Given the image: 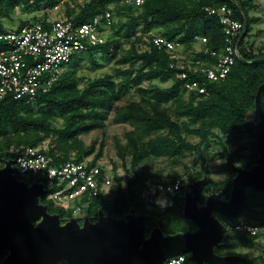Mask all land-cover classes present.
Returning <instances> with one entry per match:
<instances>
[{"label": "trees", "instance_id": "trees-1", "mask_svg": "<svg viewBox=\"0 0 264 264\" xmlns=\"http://www.w3.org/2000/svg\"><path fill=\"white\" fill-rule=\"evenodd\" d=\"M65 3L66 0H0V18L10 17L17 10L29 15L39 14L43 10ZM223 6L233 9L235 19L246 23V33L240 40L239 51L247 63L237 57L232 72L225 81L209 83L207 97H187L183 89L186 81L178 77L180 71L170 69L167 52L147 43L145 36L152 38L151 35H160L170 40L179 38L188 49H192L194 38L200 36L207 38L206 47L220 52L226 47L222 25L217 16L206 12V8L218 9ZM77 7L78 10L66 11V15L76 24L93 22L106 11L112 13L114 24L108 30L109 33L105 32V42L77 55L68 64L59 81L48 93L40 95L35 103L13 98L0 101V163L16 159L17 153L10 152L11 149L39 148L50 141L47 150L40 149L54 163L75 161L98 166L102 151L88 161L95 153V145L86 147L80 136L104 129L115 104L133 90L139 94L140 101H130L118 107L112 119L113 124H129L133 128L126 133L128 142L121 153L124 166L127 155L133 156L132 167L136 169L143 159L152 155L183 157L185 152H194L204 165V143H190L184 136L185 132L200 135L205 139L209 134L214 135L215 129L224 134L243 132V129H246L254 139L253 143H256L255 126L246 120V114L254 108V96L264 84V63L249 62L264 59V46L258 51L255 50L254 44H251L249 49H242L243 40L246 35H250L252 25L261 20L260 17L251 16V13L259 8L256 0H146L142 5H135L127 0H90ZM100 30L104 29L100 27ZM6 31L4 24L0 23V33ZM123 43H128L130 47L118 59L117 64L128 67L118 69L116 75L105 74L94 78L78 75L83 60L88 58L94 69L102 68L104 63L98 56H101V59L116 57ZM0 45H3V42H0ZM193 56L199 57L195 54ZM201 56L203 57V54ZM189 74L190 78L200 84L207 81L200 73L189 71ZM117 78H120V81H117ZM168 78L173 83L165 89L143 85L145 82ZM60 121L61 126H56ZM196 124L201 128L191 129V126ZM217 137L219 138L218 135ZM219 142L222 144L221 139ZM238 156V152L229 153L224 146L220 157L226 160L225 166L231 176L221 183H215L209 178L205 193L208 194L212 190L218 192L225 188V199L229 198L232 181L236 176L231 165H236V160L242 155ZM257 156L255 147L245 168L253 167ZM114 169L116 171V168ZM114 174L116 185L113 192L102 200L94 199L91 204L89 214L92 221L96 220L100 209L107 212L112 208L117 217H123L130 209H134L136 213L147 216L148 232L157 226V220L161 218L166 222V234L195 230V225L183 214L184 193L190 182L196 181L195 179L186 181L180 192L159 194L151 203L145 199L144 191L147 184L156 183L158 180L132 176L130 173L124 178ZM17 175L20 180L28 183L35 181L30 175L20 172ZM204 176H208L206 167L203 168L202 174L193 177L199 180ZM176 178L177 176L162 182L169 184ZM205 195L202 194L201 201ZM42 202L49 205L51 213H58L62 219L65 218L66 213L47 202L46 197ZM220 220L223 223L226 220L234 223L242 220L255 226L264 225V191L249 189L244 212L235 218L221 215ZM180 223L184 224L181 230L172 228ZM167 230L169 232H166ZM259 238L244 233L226 235V247L216 252L221 255H237L233 251L234 248L238 245L257 246L260 244ZM244 257L253 264L249 257ZM1 261L0 258V264Z\"/></svg>", "mask_w": 264, "mask_h": 264}, {"label": "water", "instance_id": "water-1", "mask_svg": "<svg viewBox=\"0 0 264 264\" xmlns=\"http://www.w3.org/2000/svg\"><path fill=\"white\" fill-rule=\"evenodd\" d=\"M238 58L247 61L238 55ZM249 63H264V59ZM264 84L246 120L255 126L256 163L250 169L231 167L236 173L229 198L226 189L212 191L201 201L208 177L188 185L183 214L195 230L166 234L163 219L148 232V219L134 209L117 217L112 208L100 209L96 220L86 217L64 221L51 213L42 199L43 183L18 178L15 160L0 167V258L1 264H168L190 254L194 264H250L242 255H221L226 247L224 227L217 214L235 218L247 205L248 190L264 191Z\"/></svg>", "mask_w": 264, "mask_h": 264}, {"label": "built area", "instance_id": "built-area-1", "mask_svg": "<svg viewBox=\"0 0 264 264\" xmlns=\"http://www.w3.org/2000/svg\"><path fill=\"white\" fill-rule=\"evenodd\" d=\"M127 1L142 5L146 0ZM60 7L57 5L33 14L15 29L5 27L7 31L0 33V42L4 45L0 51V101L13 98L35 103L40 95L48 93L59 81L67 65L77 55L105 42L104 34L114 24L110 11L95 18L93 22L76 24L65 13H61ZM52 12L61 16L52 18ZM206 12L217 16L222 25L226 47L220 52L206 47L207 38L200 36L194 38L192 49H188L179 38L170 40L160 35H151L152 38L145 36L147 43L167 52L170 69L180 71L178 77L186 81L183 86L186 96L195 95L197 99L208 96L209 83L223 82L229 77L240 54V40L246 33V23L235 19L230 7L206 8ZM100 27L104 30L101 31ZM189 71L200 73L207 81L200 84L189 77ZM10 152L17 153L14 160L18 172L30 175L35 181L44 184V197L55 208L66 213L64 221L90 218L89 209L94 199L102 200L115 189V174L99 165L91 166L88 162L75 161L56 164L38 147L11 149ZM0 164V167L4 165ZM188 180V176H185L177 177L169 184L150 183L146 188L145 199L152 203L159 194L178 193ZM223 227L225 236L244 233L260 237L259 241L264 246V225L226 220ZM262 252L264 258V248ZM168 264L194 263L189 255L182 254L171 258Z\"/></svg>", "mask_w": 264, "mask_h": 264}, {"label": "rangeland", "instance_id": "rangeland-1", "mask_svg": "<svg viewBox=\"0 0 264 264\" xmlns=\"http://www.w3.org/2000/svg\"><path fill=\"white\" fill-rule=\"evenodd\" d=\"M89 1L90 0H66L67 5L66 3L62 5L60 7V11L61 13L66 14V11L68 9L78 10L77 5H83ZM256 4L259 5V8L253 11L251 13V16L257 15L261 18V20L258 24L252 25V31L250 35H246L243 40L242 49H249V46H251V44H254L255 50L258 51L260 47L264 46V0H256ZM51 14L52 18H58L61 16V14L57 12H52ZM30 17L32 16L28 13L17 10L16 12L12 13L10 17L0 18V23H3L4 26L8 29H15L23 20L29 19ZM107 33H109V31ZM142 46L144 47V44ZM129 47L130 45L128 43H123L122 48L120 49L116 57H107L101 59V56H98V59L104 63V66L99 69H94L88 58L83 60L78 70V75L91 78L103 76L105 74L116 75V71L118 69H125L126 67H128V65L125 66L117 64V61L122 55L126 53L125 51H127ZM3 48L4 45H0V51ZM117 81H120V78H117ZM172 83L173 81L168 78L163 80L156 79L151 82H145L143 85L145 87L165 89L170 87ZM130 101H140V96L135 90L122 97L121 100L115 104L114 109L111 111L109 119L106 122V127L104 129H97L80 136V139L84 142V145L86 147H89L93 144L95 145V153L88 158V161L94 159V157L100 151H102V156L98 160V163L99 165L103 166V168L106 169L109 173H117L123 178L126 177L128 173H130V175L132 176H143L149 180H158L159 182L175 176H188V179L197 180V177L193 176L202 174L203 168L206 167V169L208 170L209 178L215 183H221L231 176L230 171L225 166L226 160L220 157L221 153L224 151V146L227 148V151L229 153L238 152L239 156L242 155V158L240 157L239 160H236V166L245 168L248 165L252 151L256 147V145L253 143L254 139L251 137V134L246 129H243V132H235L233 134H224L219 129H215L213 130L214 135L209 134V136L205 139L197 134H188L187 132H185L184 134L185 138L192 144L204 143L202 145L203 156L206 162L204 165L194 152H185L183 154V157H156L152 155L149 158L143 159L136 166V169H133L132 167L133 156L127 155L124 166L121 158V153L123 152L124 146L128 142L126 133L132 131L133 128L129 124H113L112 119L117 108L126 105ZM61 124L62 121L58 122L55 125L61 126ZM197 128L200 129L201 126L199 124L191 126V129ZM217 135L219 136V138L217 137ZM219 139H221L222 144L219 142ZM49 143L50 141H47L42 146H39V148L47 150L49 147ZM72 155H74V152ZM114 168H116V171ZM188 169L189 172H187ZM123 185H126L125 181ZM145 196L146 190L144 191V197ZM182 225L184 226V224L180 223L176 226L171 227L173 229L181 230ZM166 232L169 231L167 230ZM259 243L260 244H258L257 246L251 247L238 245L233 249V251L237 255L249 257L253 264H264L262 252V248H264V246L260 241Z\"/></svg>", "mask_w": 264, "mask_h": 264}, {"label": "flooded vegetation", "instance_id": "flooded-vegetation-1", "mask_svg": "<svg viewBox=\"0 0 264 264\" xmlns=\"http://www.w3.org/2000/svg\"><path fill=\"white\" fill-rule=\"evenodd\" d=\"M204 177H205V176H204ZM204 177H203V178H204ZM207 177H208V176H207ZM199 180H200V179H199ZM196 181H197V180H196ZM208 184H209V177H208V183H207V185L205 186V188L208 186ZM224 189H225V188H224ZM222 190H223V189H222ZM222 190H221V191H222ZM204 191H205V189H204ZM212 191H213V190H212ZM212 191H211V192H212ZM214 191H215V190H214ZM211 192H209V193H211ZM218 192H219V191H218ZM203 193H204V194H207V193H205V192H203ZM209 193H208V194H209ZM223 198H225V196H224ZM217 216H218V218L220 219L221 215H220V214H217ZM186 255H189V256H190V254H186Z\"/></svg>", "mask_w": 264, "mask_h": 264}, {"label": "crops", "instance_id": "crops-1", "mask_svg": "<svg viewBox=\"0 0 264 264\" xmlns=\"http://www.w3.org/2000/svg\"><path fill=\"white\" fill-rule=\"evenodd\" d=\"M256 17H258L257 15H255ZM259 23V22H258ZM258 23H256V24H258Z\"/></svg>", "mask_w": 264, "mask_h": 264}]
</instances>
